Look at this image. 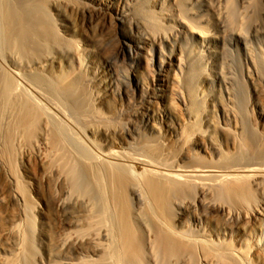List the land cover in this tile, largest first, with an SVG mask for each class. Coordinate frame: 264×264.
<instances>
[{"label": "bare ground", "instance_id": "bare-ground-1", "mask_svg": "<svg viewBox=\"0 0 264 264\" xmlns=\"http://www.w3.org/2000/svg\"><path fill=\"white\" fill-rule=\"evenodd\" d=\"M251 6L264 17V0H0V152L41 153L57 188L47 235L36 214L10 228L27 240L19 264H264V89L249 125L223 96L228 72L208 65L226 40L250 50ZM61 8L113 27L118 47L108 53L92 21L67 24ZM191 38L213 45L160 57ZM85 53L98 61L88 102L69 70ZM203 77L218 78L216 94Z\"/></svg>", "mask_w": 264, "mask_h": 264}, {"label": "rangeland", "instance_id": "rangeland-1", "mask_svg": "<svg viewBox=\"0 0 264 264\" xmlns=\"http://www.w3.org/2000/svg\"><path fill=\"white\" fill-rule=\"evenodd\" d=\"M259 10L260 8L258 7H250V19L246 23L247 27H245L246 29L252 27L253 29L257 30L256 32L252 31L251 33L252 44L250 50L248 47H246L242 40L232 38L226 40L225 43L227 44L225 48H218V54L213 55L212 58H208V65H210V68L212 66L213 70L216 71L218 70V66H223L225 71H227L228 75L231 77L230 87H221L223 96L227 100L226 103L230 108L232 106L234 107L236 103L237 106H239L242 110V118L247 124H252V126H254L253 122L256 121H253L252 119L253 112H251V109L254 110L255 117L258 120L260 119L259 115L261 109L260 103L256 101L258 94L255 93V88L257 90L264 89V17L260 15ZM54 11L55 13H59V17L61 16V18L65 19L67 24L73 23L74 26L77 24L78 26L83 24L85 25L87 21H92V28L95 36L100 40V42L104 44L108 53H112L118 47V43L116 41L117 39L114 36L115 31L110 25L107 24L103 26V24L101 25L98 21L94 19L91 20L90 16L84 14L80 10H78L79 12L73 11V13L62 8L60 11ZM232 24L235 27L240 24L237 13H235ZM212 45L213 43L210 41L200 43L197 41V39L191 38L187 41H181L177 44L176 42L168 44L166 47H164L163 54L160 57L165 60L172 52H183V54L186 55L187 46L188 48L189 46L194 47V53H200L201 51H204L206 54L209 51L208 50L206 52L207 47L210 46L211 48ZM97 62L98 61L94 54L85 53L82 58L79 56H74L73 68L69 69L71 72L73 71L74 74L81 72L79 74L82 76L81 85L82 87H85V91H83V97L87 102L89 101L90 95L92 94L91 90L93 91V88L96 87L91 75H93L92 72L95 67H97ZM113 66L116 77L119 78L118 80L121 82V85L126 87L125 85L127 84L124 81L127 79L128 65H123L121 59H119L117 62H115V64H113ZM143 66L144 64L140 68V70H142L141 79L148 81L150 80L151 75L143 69ZM248 68L252 71L253 76L255 75V78H257V87H254V85L250 82V79H248ZM87 70L90 71L89 77L83 75L87 72ZM199 81H201L199 84L200 87H204V90L207 92V94H216V91L219 88L218 78L206 80L203 77ZM90 87H92V89ZM45 95H47V93ZM47 96L49 97V95ZM259 97L261 98V96L258 95V100H260ZM124 98L126 99V95ZM51 102H53V100H51ZM55 102L56 101H54V103ZM245 111H249L248 114ZM126 112H130V109L127 107ZM113 115L116 116V113ZM117 116V122L120 121L122 117H124V115H120V113ZM259 122L261 124L264 123L263 119ZM28 149L29 152H27ZM28 149L21 151L18 150L16 155L14 154L15 160L10 159V156L5 152H0V235L2 238H8L6 242L0 245V264H19V257L23 251L22 249L24 245L27 244V240L25 239V241L24 238H22L23 236L17 234L15 231L10 232V228L14 229L15 227L19 226L23 229H29V227H31L30 217H32V215L34 216V214L37 215L38 220H43V223L40 220L39 222L44 224L43 227L45 230V235L50 232V227L51 230L53 229L55 224V214L49 204L57 188L55 187V189L54 186H52L54 185L53 183L51 185V183H47L48 180L46 181L45 174L41 170V162L43 161L41 153H37L31 148ZM211 151L212 149H210V153ZM178 163L180 165H188L190 160L185 159L179 161ZM16 179L18 180V183L15 182ZM20 185L23 188H20ZM24 188L28 189L27 192ZM40 212L43 213L41 214ZM47 247L50 249V251H52V254H59L58 252H60V247L56 245V242L52 241V243H49ZM50 264L57 263L50 262Z\"/></svg>", "mask_w": 264, "mask_h": 264}]
</instances>
